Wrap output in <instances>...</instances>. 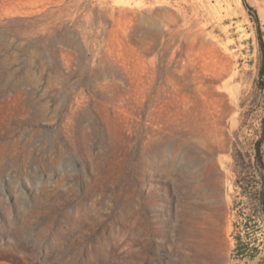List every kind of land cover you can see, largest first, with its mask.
Segmentation results:
<instances>
[{
    "label": "rangeland",
    "instance_id": "rangeland-1",
    "mask_svg": "<svg viewBox=\"0 0 264 264\" xmlns=\"http://www.w3.org/2000/svg\"><path fill=\"white\" fill-rule=\"evenodd\" d=\"M261 39L264 0H0V264H264Z\"/></svg>",
    "mask_w": 264,
    "mask_h": 264
},
{
    "label": "trees",
    "instance_id": "trees-1",
    "mask_svg": "<svg viewBox=\"0 0 264 264\" xmlns=\"http://www.w3.org/2000/svg\"><path fill=\"white\" fill-rule=\"evenodd\" d=\"M262 43V49H263V65H262V74H264V42L261 39ZM262 187L258 190V209L264 213V179L261 181ZM245 248L243 244L237 245V252L239 255H249L250 257H255L257 254L256 252H252L249 254L247 251H245Z\"/></svg>",
    "mask_w": 264,
    "mask_h": 264
}]
</instances>
